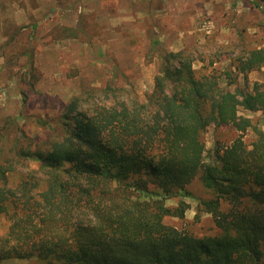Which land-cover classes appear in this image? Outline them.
Listing matches in <instances>:
<instances>
[{
    "label": "trees",
    "instance_id": "obj_1",
    "mask_svg": "<svg viewBox=\"0 0 264 264\" xmlns=\"http://www.w3.org/2000/svg\"><path fill=\"white\" fill-rule=\"evenodd\" d=\"M263 67L264 48L235 58L244 75ZM237 76L200 74L185 52L166 51L145 102L90 112L69 101L54 135L21 150L41 163L38 174L19 175L10 170L16 157L0 155V262L264 264V82L241 87ZM211 126L254 139L216 140L208 150ZM197 178L213 193L199 205L218 233L165 222L186 211L166 199Z\"/></svg>",
    "mask_w": 264,
    "mask_h": 264
},
{
    "label": "rangeland",
    "instance_id": "obj_2",
    "mask_svg": "<svg viewBox=\"0 0 264 264\" xmlns=\"http://www.w3.org/2000/svg\"><path fill=\"white\" fill-rule=\"evenodd\" d=\"M254 48H264V0H0V155L16 157L10 170L19 175L38 174L41 163L21 150L54 135L69 101L90 112L130 98L145 102L166 51L185 52L200 74H238L241 87L264 82V67L246 75L235 69V58ZM238 136L254 139L251 130L211 126L204 142L209 150ZM186 188L166 199L172 207L184 202V217L165 222L218 233L199 205L213 193L199 178ZM0 264L48 263L34 256Z\"/></svg>",
    "mask_w": 264,
    "mask_h": 264
}]
</instances>
